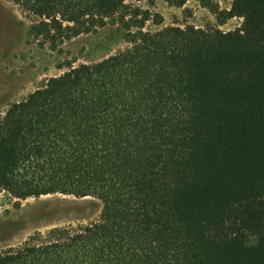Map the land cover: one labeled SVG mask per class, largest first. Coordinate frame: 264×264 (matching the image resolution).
I'll use <instances>...</instances> for the list:
<instances>
[{"label":"trees","instance_id":"1","mask_svg":"<svg viewBox=\"0 0 264 264\" xmlns=\"http://www.w3.org/2000/svg\"><path fill=\"white\" fill-rule=\"evenodd\" d=\"M11 1L43 47L110 21L127 47L68 62L0 118V195L103 205L0 251V264H264V0L222 13L198 0L221 24L242 18L235 30L155 32L134 4L151 0Z\"/></svg>","mask_w":264,"mask_h":264},{"label":"rangeland","instance_id":"2","mask_svg":"<svg viewBox=\"0 0 264 264\" xmlns=\"http://www.w3.org/2000/svg\"><path fill=\"white\" fill-rule=\"evenodd\" d=\"M214 1L222 13L230 9L233 0ZM134 4L152 14V20L144 27L152 32L169 25L187 24L231 31L243 22L242 18H232L221 24L224 15L214 14L198 0H189L183 7L171 6L165 0ZM156 17L161 20L160 24L153 22ZM32 21L11 0H0V118L12 103L25 98L46 79L62 74L68 62L75 65L97 62L127 47L124 29L110 21L97 32L81 34L65 41L58 50H52L39 45L29 35ZM102 207L96 197L54 194L20 200L3 192L0 195V251L24 243L36 232L94 221L100 217Z\"/></svg>","mask_w":264,"mask_h":264}]
</instances>
